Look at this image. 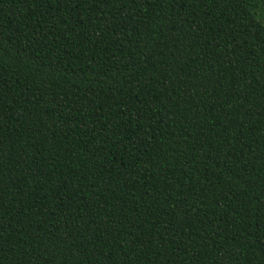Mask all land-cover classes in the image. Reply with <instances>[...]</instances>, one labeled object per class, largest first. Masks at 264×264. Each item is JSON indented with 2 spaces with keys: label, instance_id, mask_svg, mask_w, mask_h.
I'll return each mask as SVG.
<instances>
[{
  "label": "trees",
  "instance_id": "1",
  "mask_svg": "<svg viewBox=\"0 0 264 264\" xmlns=\"http://www.w3.org/2000/svg\"><path fill=\"white\" fill-rule=\"evenodd\" d=\"M0 264H264V0H0Z\"/></svg>",
  "mask_w": 264,
  "mask_h": 264
}]
</instances>
